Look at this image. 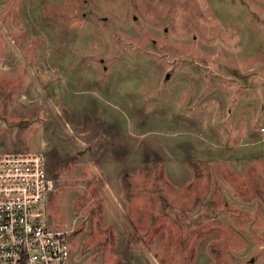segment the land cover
Here are the masks:
<instances>
[{
  "label": "rangeland",
  "instance_id": "374dc122",
  "mask_svg": "<svg viewBox=\"0 0 264 264\" xmlns=\"http://www.w3.org/2000/svg\"><path fill=\"white\" fill-rule=\"evenodd\" d=\"M263 25L264 0H0V152L66 154L44 212L73 264H264Z\"/></svg>",
  "mask_w": 264,
  "mask_h": 264
},
{
  "label": "built area",
  "instance_id": "2783aa9c",
  "mask_svg": "<svg viewBox=\"0 0 264 264\" xmlns=\"http://www.w3.org/2000/svg\"><path fill=\"white\" fill-rule=\"evenodd\" d=\"M53 188L42 152H0V264H73L67 231L45 223Z\"/></svg>",
  "mask_w": 264,
  "mask_h": 264
},
{
  "label": "trees",
  "instance_id": "16d2710c",
  "mask_svg": "<svg viewBox=\"0 0 264 264\" xmlns=\"http://www.w3.org/2000/svg\"><path fill=\"white\" fill-rule=\"evenodd\" d=\"M51 151L53 152V154L51 155ZM20 152H25V151H20ZM51 155V156H50ZM50 155L47 152V157H50V161L48 163V167H47V171L49 173L50 176L57 177L59 176V168L61 167V165H63V162L66 160V154H61L59 153L57 150H50ZM55 179V178H54Z\"/></svg>",
  "mask_w": 264,
  "mask_h": 264
},
{
  "label": "crops",
  "instance_id": "0c3cea01",
  "mask_svg": "<svg viewBox=\"0 0 264 264\" xmlns=\"http://www.w3.org/2000/svg\"><path fill=\"white\" fill-rule=\"evenodd\" d=\"M263 29H264V25H263Z\"/></svg>",
  "mask_w": 264,
  "mask_h": 264
}]
</instances>
